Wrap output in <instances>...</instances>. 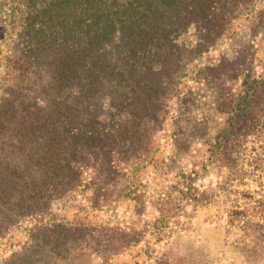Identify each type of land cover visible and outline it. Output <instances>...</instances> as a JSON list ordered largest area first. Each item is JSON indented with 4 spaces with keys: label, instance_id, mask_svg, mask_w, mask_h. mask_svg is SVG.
Segmentation results:
<instances>
[{
    "label": "trees",
    "instance_id": "16d2710c",
    "mask_svg": "<svg viewBox=\"0 0 264 264\" xmlns=\"http://www.w3.org/2000/svg\"><path fill=\"white\" fill-rule=\"evenodd\" d=\"M15 1L22 25L0 81V240L69 198L89 171L98 185L123 184L125 169L149 162L188 67L256 3ZM192 26L195 44L183 39ZM243 86L230 99L229 133L210 145L213 164L229 162L240 137L263 126L264 75H246ZM103 186L96 198L124 194ZM132 239L116 227L56 221L31 228L0 264H74L92 246L107 260Z\"/></svg>",
    "mask_w": 264,
    "mask_h": 264
},
{
    "label": "rangeland",
    "instance_id": "374dc122",
    "mask_svg": "<svg viewBox=\"0 0 264 264\" xmlns=\"http://www.w3.org/2000/svg\"><path fill=\"white\" fill-rule=\"evenodd\" d=\"M20 10L19 1L0 0V81L8 43L21 30ZM197 33L192 26L183 39L195 44ZM205 67L211 69H199ZM261 74L264 0H256L186 70L149 162L125 169L123 184L98 185L89 171L69 198L0 240V261L22 250L31 228L58 221L133 235L128 248L107 260L92 246L74 264H264V108L262 128L240 137L229 162L209 160L215 137L229 133L230 99L244 90L246 75ZM102 186L101 193L124 194L96 198Z\"/></svg>",
    "mask_w": 264,
    "mask_h": 264
}]
</instances>
